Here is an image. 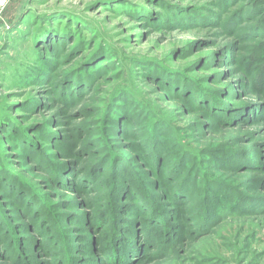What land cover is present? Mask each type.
Instances as JSON below:
<instances>
[{
	"label": "rangeland",
	"instance_id": "1",
	"mask_svg": "<svg viewBox=\"0 0 264 264\" xmlns=\"http://www.w3.org/2000/svg\"><path fill=\"white\" fill-rule=\"evenodd\" d=\"M0 264H264V0H0Z\"/></svg>",
	"mask_w": 264,
	"mask_h": 264
}]
</instances>
